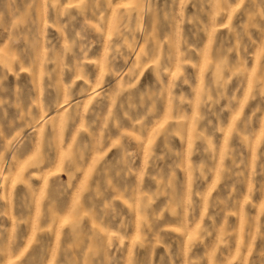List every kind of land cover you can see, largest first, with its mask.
<instances>
[{
  "label": "rangeland",
  "instance_id": "374dc122",
  "mask_svg": "<svg viewBox=\"0 0 264 264\" xmlns=\"http://www.w3.org/2000/svg\"><path fill=\"white\" fill-rule=\"evenodd\" d=\"M0 264H264V0H0Z\"/></svg>",
  "mask_w": 264,
  "mask_h": 264
}]
</instances>
